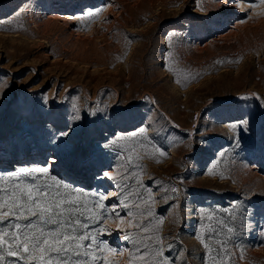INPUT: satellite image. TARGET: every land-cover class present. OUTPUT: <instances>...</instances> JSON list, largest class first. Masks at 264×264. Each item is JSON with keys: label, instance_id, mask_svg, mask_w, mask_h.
I'll return each instance as SVG.
<instances>
[{"label": "rangeland", "instance_id": "obj_1", "mask_svg": "<svg viewBox=\"0 0 264 264\" xmlns=\"http://www.w3.org/2000/svg\"><path fill=\"white\" fill-rule=\"evenodd\" d=\"M258 3L0 0V181L47 167L90 201L117 192L103 203L125 219H139L140 204L173 264H212L218 253L264 264V13L249 7ZM210 223L222 233L211 242ZM107 228L98 243L128 264L129 230Z\"/></svg>", "mask_w": 264, "mask_h": 264}, {"label": "snow or ice", "instance_id": "obj_2", "mask_svg": "<svg viewBox=\"0 0 264 264\" xmlns=\"http://www.w3.org/2000/svg\"><path fill=\"white\" fill-rule=\"evenodd\" d=\"M249 7L258 9L257 14L264 13V0ZM79 118L77 115L76 119ZM145 133L146 129H141L139 135L144 136ZM19 173L23 175L12 174L9 179L0 181V264H96L98 260H103V264H116L114 257L117 250L106 243H98L99 234L108 230L110 222L115 224L116 229L129 230L124 239L132 240L134 251L127 252L130 257L128 264H173L164 257L162 238L159 235H148L150 228L141 223L144 215L140 211V204L134 205L139 219L131 210L128 211V219H125L115 211L117 206L108 208L103 203L109 196H117V192L100 194L90 201L87 199L88 193L50 176L47 167L21 168ZM104 176L116 179L111 172L104 173ZM132 195L129 193L125 200ZM89 204L92 206L89 207ZM121 205L129 207L124 200ZM147 213L148 216L152 215L150 208ZM113 217L117 219L113 220ZM212 219L209 215L208 220ZM216 225L229 236L234 233V229L223 220L216 221ZM205 228L210 234V242L212 237L222 234L211 223ZM132 229H138L145 235L133 237ZM198 238L211 254L213 248L210 243L204 242L202 236ZM215 243L225 256L229 255L227 240L217 239ZM118 255L123 257L126 253L120 251ZM211 260L212 264H225L219 253Z\"/></svg>", "mask_w": 264, "mask_h": 264}, {"label": "bare ground", "instance_id": "obj_3", "mask_svg": "<svg viewBox=\"0 0 264 264\" xmlns=\"http://www.w3.org/2000/svg\"><path fill=\"white\" fill-rule=\"evenodd\" d=\"M51 18L55 19V21H56V19H61L62 18V14L59 13V12H56L53 15H51ZM52 161H55V157L53 155H50V162H52Z\"/></svg>", "mask_w": 264, "mask_h": 264}]
</instances>
